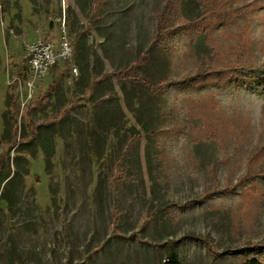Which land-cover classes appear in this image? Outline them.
Returning <instances> with one entry per match:
<instances>
[{
  "label": "rangeland",
  "instance_id": "1",
  "mask_svg": "<svg viewBox=\"0 0 264 264\" xmlns=\"http://www.w3.org/2000/svg\"><path fill=\"white\" fill-rule=\"evenodd\" d=\"M92 1L0 0V180L8 164L16 178L0 264H264L251 247L264 242V160L250 161L264 145V0H226L238 13L207 30L183 21L202 2L175 0L161 44L167 0ZM33 41L53 46L44 76L27 64ZM211 61L244 74L190 84ZM123 69L168 83L117 80ZM10 86L25 134L24 111L36 126L63 114L27 147L3 138Z\"/></svg>",
  "mask_w": 264,
  "mask_h": 264
},
{
  "label": "trees",
  "instance_id": "2",
  "mask_svg": "<svg viewBox=\"0 0 264 264\" xmlns=\"http://www.w3.org/2000/svg\"><path fill=\"white\" fill-rule=\"evenodd\" d=\"M32 5H37L40 1L48 2L49 0H28ZM104 0H93L92 1V10L94 13H97L99 11L100 5L102 4ZM175 0H167L166 5L164 6L162 13L157 16V23L158 27L156 30V33L154 35V43H162L164 38L172 31L173 27V19H172V11L175 8V5L173 4ZM202 2L204 13L201 17H197L193 20L187 18L186 20H183L185 24H197L198 26H201L203 29L207 30V27L212 24L213 22L223 23L227 21L230 17L236 15L238 13L237 8L234 6H229L228 2L226 0H199ZM143 58H140L137 60L136 63H143ZM237 63V64H236ZM208 71L202 74H198L192 81H190V84L194 86H198L201 84L206 83H219L225 79L228 78H235L236 76H240L244 74L243 66H239L238 61L230 62V61H224L219 64L218 62L207 63ZM54 65V64H53ZM114 76L117 80H126L131 81L133 83H140L144 85L145 87H149L153 89L155 92H159L167 83L168 80L166 79H160L155 83H149L145 81L143 78L139 76H135L130 73L128 69H123L120 71H117L114 73ZM62 77L61 73L56 74V76L52 77L49 85L47 86L44 96L48 97L49 95H52V93L55 91L57 86L59 85L60 79ZM40 105V103H38ZM17 104L15 100V95L13 92L12 87L10 86L7 91V97H6V111L3 115V121L4 126L6 129V133L3 135L4 139H9L11 141V148L18 145L21 147H27L30 145L35 139L43 140V137H41V131L42 127H47L48 125H54L59 119L63 116L60 113L56 118H52L48 120L47 125L44 126H36L29 118V112L26 110L24 111L22 115V119L25 122V125L29 129V134H25L24 131H21L20 125L18 123L17 119ZM146 131L147 128L145 129ZM4 154H0V175L3 173L4 170ZM261 159L264 160V145L258 147L254 153L251 159ZM8 171L4 174L3 178L0 180V184L3 183L2 188L0 189V198L4 199L8 202L10 206L13 204L12 196H13V188L15 185V177H11V171L9 164L7 165ZM24 174H27V171L24 172ZM251 247H264V242L259 243L257 245L252 244ZM249 247V248H251ZM165 264H180L175 256H171V258L165 263ZM243 264H260L257 260L253 259L248 262H245Z\"/></svg>",
  "mask_w": 264,
  "mask_h": 264
},
{
  "label": "built area",
  "instance_id": "3",
  "mask_svg": "<svg viewBox=\"0 0 264 264\" xmlns=\"http://www.w3.org/2000/svg\"><path fill=\"white\" fill-rule=\"evenodd\" d=\"M27 64L29 69L34 74L39 76H44L49 68L55 63V54L53 50V46L49 43H42L40 41H33L27 44ZM64 59H68L70 57V49L67 44L64 45ZM75 73L77 71L73 69ZM33 84H28V95L31 96V91Z\"/></svg>",
  "mask_w": 264,
  "mask_h": 264
}]
</instances>
